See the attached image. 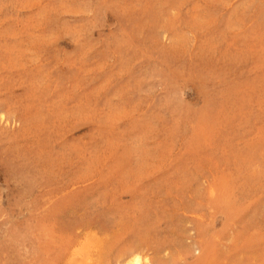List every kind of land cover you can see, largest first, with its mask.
Masks as SVG:
<instances>
[{
  "label": "rangeland",
  "instance_id": "obj_1",
  "mask_svg": "<svg viewBox=\"0 0 264 264\" xmlns=\"http://www.w3.org/2000/svg\"><path fill=\"white\" fill-rule=\"evenodd\" d=\"M133 254L264 264V0H0V264Z\"/></svg>",
  "mask_w": 264,
  "mask_h": 264
},
{
  "label": "bare ground",
  "instance_id": "obj_2",
  "mask_svg": "<svg viewBox=\"0 0 264 264\" xmlns=\"http://www.w3.org/2000/svg\"><path fill=\"white\" fill-rule=\"evenodd\" d=\"M146 261L147 260L143 256H141L140 254H133L132 257L129 258V260L127 258V261L124 264H145ZM147 263H149V262H147Z\"/></svg>",
  "mask_w": 264,
  "mask_h": 264
}]
</instances>
